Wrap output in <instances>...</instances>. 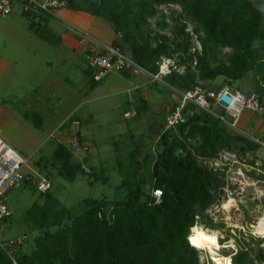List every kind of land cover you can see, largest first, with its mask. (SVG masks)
<instances>
[{
  "label": "trees",
  "instance_id": "1",
  "mask_svg": "<svg viewBox=\"0 0 264 264\" xmlns=\"http://www.w3.org/2000/svg\"><path fill=\"white\" fill-rule=\"evenodd\" d=\"M87 1L86 7H80L76 0H67L66 8L108 21L120 36L112 45L148 72L158 71L161 57L171 58L180 52L175 66H184L183 73L173 70L163 78L173 91L206 87L202 82L217 77L229 84L242 79L261 59L264 62L263 15L248 0ZM168 5L179 6L194 24L193 31L200 33L194 44L184 23L177 27L178 41L161 35L151 37L144 32L147 19L158 7ZM23 15L32 21L37 16L32 12ZM257 41L260 47H255ZM191 45L194 49L190 53ZM224 49L229 51L223 52ZM120 73L126 77L132 75ZM94 74L86 68L90 90L100 81L94 79ZM190 111L194 113L189 115ZM182 113L185 121L164 129L159 136L157 152L147 154L142 160L140 147L135 146L128 153V163L122 172L125 178L120 182L124 192L121 199L85 198L71 208L54 210L51 190L39 193L44 195V203L38 207L34 203L26 211L38 233L28 252L22 248L26 244L25 236L20 245L13 247L16 264H200L199 251L203 247L197 246L198 220L206 228H222V223H213L207 211L226 200L224 173L206 162L216 159L221 151L254 153L260 147L247 137L233 134L218 119L192 104H187ZM72 120H68L69 124ZM189 143L197 146L191 148ZM72 156L73 151L60 142L52 152L54 161H61L65 171L60 168L58 174L68 181L77 177L81 167L79 163L72 164ZM147 162L150 170L145 168ZM83 163L88 165L89 173H81L90 184L96 180L107 182L101 169L96 172L87 158ZM35 164L40 172L48 164L54 166L45 156ZM147 185L148 191L144 189ZM153 190L161 191L157 203ZM212 230L202 228L203 232ZM247 238V242L234 239L236 250L224 255L230 257V264L264 262L262 239L252 235ZM222 242L220 239L219 243ZM0 264H13L8 251L1 246Z\"/></svg>",
  "mask_w": 264,
  "mask_h": 264
},
{
  "label": "rangeland",
  "instance_id": "2",
  "mask_svg": "<svg viewBox=\"0 0 264 264\" xmlns=\"http://www.w3.org/2000/svg\"><path fill=\"white\" fill-rule=\"evenodd\" d=\"M76 3H79L80 7L88 5L87 0H76ZM5 19H11V16H0V22H5ZM27 23L26 17H20L16 24L19 33L12 36L6 34L10 40L5 49L3 40L6 39L0 34V54L15 70L12 72L15 77L8 97L0 96V102L5 99L3 106L12 114L9 122L0 128V136L26 159L32 169H38L35 162L42 156L54 163V166L48 164L46 169L41 171L52 182L50 194L54 198V210L71 208L85 198H106L109 201L121 199L124 192L120 182L125 178L122 172L128 163V153L138 146L141 148L139 159L142 160L147 154H154L159 150V136L165 129V118L178 106V94L164 82L152 83L148 75L126 77L118 71L106 74L98 86L90 90L84 72V62L79 58L72 61L71 51L66 46L58 44V48H50L48 44H43L46 49L40 51L35 49L36 47L33 49L23 45L26 39H30L25 28ZM180 23L185 24V31L194 44V39L196 41L200 33L193 31L194 24L177 5L158 7L147 19L143 29L151 37L161 35L178 41L180 36L177 27ZM254 45L260 46L261 43L257 41ZM193 49L194 47L190 53ZM227 51L229 50H223ZM179 53L171 56L174 65ZM262 74L264 75V62L259 61L242 79L229 84L236 86L244 94L256 93L261 97L264 92L261 87ZM2 76L0 79H3ZM6 76L9 77L8 73ZM225 83L227 82H224L222 77L202 82L211 88ZM125 112L137 114L133 118L125 119ZM35 114L41 116V126L36 125ZM255 116L261 119L260 114ZM69 117H76L80 124L69 126L66 136L59 139L63 132L59 128L68 122ZM249 120L245 125L247 127L243 129L239 123L240 131L233 134L250 140L260 136V133L251 127L254 120ZM75 131L80 132L85 148L73 151L72 164L85 165L83 159L87 158L96 172L101 169L102 176L107 179L106 183L96 180L90 184L84 174L86 172L81 167L73 181L65 180L63 175L58 174V170L62 168L64 171V168L61 161H54L52 152L58 142L68 148L70 133ZM196 146L189 143L191 148ZM206 164L224 173L223 192L226 200L207 211L213 223H222V228L212 230L206 228L202 220H198L200 242L197 246L202 244L203 247L199 251L200 264H226L230 257L224 255L236 250L234 239L239 238L247 242V235H252L262 239L261 246L264 247V235L258 234L264 232V212H260L264 204V151L261 148L254 153L221 151L216 159ZM146 165L145 168L150 170V162ZM34 189V183L25 184L10 191L6 200L13 214L5 226L3 237L8 240L25 236L26 244L22 245V248L26 252L30 250L32 240L38 233L26 216V211L34 203L38 207L45 201L44 195ZM144 189L148 191V185ZM252 200L259 205V209L249 212L245 206ZM229 201V206L225 208ZM202 228L212 231L203 232ZM199 237L197 235V241ZM220 239L223 240L222 244L219 243ZM216 245L217 253L221 256L219 258L213 252Z\"/></svg>",
  "mask_w": 264,
  "mask_h": 264
},
{
  "label": "built area",
  "instance_id": "3",
  "mask_svg": "<svg viewBox=\"0 0 264 264\" xmlns=\"http://www.w3.org/2000/svg\"><path fill=\"white\" fill-rule=\"evenodd\" d=\"M15 1L21 4L23 13L32 12L44 18L52 17L56 10L67 7V0H0L1 17L9 16L12 13ZM80 34L84 41L89 38V34L86 32ZM84 60L86 68L95 72L94 79L97 81L112 71H125L132 75H148L152 83H163V78L173 70L179 73L184 71V66L176 67L173 59L161 57L157 62L158 71L150 73L113 45L100 47L94 44L89 46L84 53ZM174 91L178 94L180 101L174 111L166 116L165 129L185 121L182 111L187 104H192L196 109L218 119L233 132L240 131L239 123L245 111L254 114L264 112L261 99L256 93L247 95L229 84H222V86L213 89L196 86L190 91ZM193 113L194 111H190L189 115ZM134 116L135 114L132 115L129 112L124 114L127 119ZM81 139L79 131L70 133L68 148L72 151L84 149L85 145ZM251 140L264 151V139L251 138ZM81 168L89 173L88 166L81 165ZM31 183H34L35 191L38 193H46L52 189L51 180L38 169L34 170L29 167L26 159L0 136V246L8 251L13 264H16L13 249L22 243L24 237L11 239L8 242L3 237L5 226L13 214L6 202L7 194ZM152 196L155 197L157 203L161 197V191L153 190Z\"/></svg>",
  "mask_w": 264,
  "mask_h": 264
},
{
  "label": "crops",
  "instance_id": "4",
  "mask_svg": "<svg viewBox=\"0 0 264 264\" xmlns=\"http://www.w3.org/2000/svg\"><path fill=\"white\" fill-rule=\"evenodd\" d=\"M9 16H11V19H5V22L4 21L0 22V34L5 36L4 38L6 39L3 40V49L6 48L7 46L6 43L10 40L6 34L12 36V34L15 35L19 33L16 24H18L20 17L21 18L25 17L23 15L22 7L20 3L15 1L13 11ZM9 16L3 18H7ZM25 28L26 31L28 32V35L30 36V39H28V41L26 39V42L23 45L30 46L32 48L36 47L35 49L40 51L41 49H46L43 44H48L50 48L51 47L58 48V44L64 45L71 51L70 55L72 61L74 58L76 60L79 58L84 62V66H85L84 72L86 70L84 53L89 46L94 44L100 47L109 46L112 45L115 39L120 37L119 35L115 34L113 26L108 21L99 17L92 16L88 13L72 10L69 8H62L56 10L53 16L49 17L48 19L37 14V16L33 21L28 19V23L27 26L25 25ZM82 32H86L89 34V38L86 39L85 41L83 40L82 35L80 34ZM255 47H260V46L257 45ZM62 63L64 64V61ZM261 63H262V59H261ZM10 66H11L10 62L6 60L4 57H2V55L0 54V76L4 74L2 76L3 79H0L1 98L2 96L7 98L9 95L10 88L13 87L12 85L15 75H13L12 72L15 70L13 68L14 66L13 67ZM7 73L9 77L6 76ZM218 86L220 85H216L214 86V88H217ZM231 86L235 89H238L234 85ZM261 87L264 90L263 74L261 75ZM136 88L138 89V87ZM261 100L264 107V92L261 95ZM4 102L5 99L4 100L2 99V102H0V128L3 127L4 124L8 123L12 117L10 110H8L3 106ZM260 115H261V119L258 116H255L254 113H251L249 111H246V113L244 112L240 119V124H241L240 126L242 129L246 128L247 126L245 125L249 123L250 121L249 119L251 120L253 119L254 121L251 124V127L260 133V136H257L256 138L264 139V112ZM34 117H35L36 125L41 126L42 124L41 116L35 114ZM71 118H73V120L70 124L66 122L60 126L59 130L63 132L62 135L58 137L59 139L62 138V136H66L67 134L66 131L69 126L73 127L74 126L73 124L76 123L80 124V120H78L76 117H69L70 120ZM74 118H76L77 120H74Z\"/></svg>",
  "mask_w": 264,
  "mask_h": 264
},
{
  "label": "water",
  "instance_id": "5",
  "mask_svg": "<svg viewBox=\"0 0 264 264\" xmlns=\"http://www.w3.org/2000/svg\"><path fill=\"white\" fill-rule=\"evenodd\" d=\"M252 3V6L263 15L264 20V0H248ZM247 211H255L259 209V205L255 201H249L245 206ZM260 211V210H259ZM261 214L264 212V204L261 206Z\"/></svg>",
  "mask_w": 264,
  "mask_h": 264
},
{
  "label": "bare ground",
  "instance_id": "6",
  "mask_svg": "<svg viewBox=\"0 0 264 264\" xmlns=\"http://www.w3.org/2000/svg\"><path fill=\"white\" fill-rule=\"evenodd\" d=\"M229 204H230V201L228 202V204L225 205V208L228 207ZM263 216H264V214L262 215V217H263ZM229 219H230V218H229ZM217 250H218V249H217V245H216V246H214L213 252H214V255H215L216 257L219 258V257H221V256L217 253Z\"/></svg>",
  "mask_w": 264,
  "mask_h": 264
},
{
  "label": "clouds",
  "instance_id": "7",
  "mask_svg": "<svg viewBox=\"0 0 264 264\" xmlns=\"http://www.w3.org/2000/svg\"><path fill=\"white\" fill-rule=\"evenodd\" d=\"M260 235H264V232H258ZM209 239H214V238H209ZM193 243H196V240H193ZM226 264H230V260L226 262Z\"/></svg>",
  "mask_w": 264,
  "mask_h": 264
}]
</instances>
